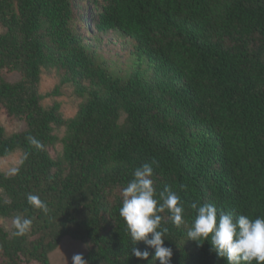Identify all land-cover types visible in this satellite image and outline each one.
Masks as SVG:
<instances>
[{
    "label": "trees",
    "instance_id": "trees-1",
    "mask_svg": "<svg viewBox=\"0 0 264 264\" xmlns=\"http://www.w3.org/2000/svg\"><path fill=\"white\" fill-rule=\"evenodd\" d=\"M113 34L130 45L127 61L112 63L85 36ZM43 70L59 79L45 95ZM65 85L80 101L70 119L55 100ZM0 108L25 126L6 136L0 125V158L22 154L11 175L0 171V218L33 221L23 237L0 227V264H50L65 238L88 245V264H159L154 249L148 260L131 254L119 215L144 163L157 194L170 186L184 204L180 227L161 214L171 264H226L208 241L188 240L193 202L264 217V0H0Z\"/></svg>",
    "mask_w": 264,
    "mask_h": 264
},
{
    "label": "clouds",
    "instance_id": "clouds-1",
    "mask_svg": "<svg viewBox=\"0 0 264 264\" xmlns=\"http://www.w3.org/2000/svg\"><path fill=\"white\" fill-rule=\"evenodd\" d=\"M28 140L36 149L43 148L37 138L29 136ZM153 175L150 163H144L134 170L132 179L122 190L123 202L119 215L124 219L131 237L132 255L140 260H148L150 252L147 249L151 248L154 249L153 258L159 264H171L173 251L164 243L168 228L163 226L161 214L167 210L171 222L180 227L184 224V204L170 186H165L157 194ZM27 201L35 209L48 212L47 204L38 195L28 194ZM191 208L196 210V215L187 232L188 240L198 245L203 244L201 241H208L217 258L224 259L226 264H252L253 261L264 264V217H234L230 212H218L216 206L210 203L193 202ZM32 223L31 218L17 215L13 219V234L23 237L30 231ZM139 242L146 245L145 250L136 247ZM71 264L88 262L83 253H76L71 258Z\"/></svg>",
    "mask_w": 264,
    "mask_h": 264
},
{
    "label": "rangeland",
    "instance_id": "rangeland-1",
    "mask_svg": "<svg viewBox=\"0 0 264 264\" xmlns=\"http://www.w3.org/2000/svg\"><path fill=\"white\" fill-rule=\"evenodd\" d=\"M75 6H78V2L75 1ZM82 12L81 21L86 26L88 31H91V21L94 19L95 14L89 5H86L84 9H80ZM92 32V31H91ZM86 36L87 41L92 48L101 52L104 58L111 60L112 63L117 61H127L128 54L131 51L130 45L117 37L116 35L109 36L101 43H96L91 36ZM6 81L14 83L18 80V76L10 74L5 76ZM59 79L55 71L47 72L42 71L39 91L42 95L51 92L58 84ZM53 98H46L42 102L43 107H48L52 104ZM60 102L61 113L65 119L73 118L78 109L79 100L75 97L73 87L65 85L60 89V96L55 98ZM0 125L4 128L6 136L19 133L25 129L22 122L15 119H11L7 113L0 108ZM55 134L62 138L64 135L63 129H56ZM61 151V146L57 145L56 149L50 150L52 156H55ZM22 154L19 151L14 152L8 157L0 158V171L5 175H11L21 162ZM0 227L6 232H11L13 228V220L0 218ZM89 247L85 248V244L77 241H73L70 238H65L58 245L56 250L49 255L50 264H71V258L76 253H83V256L87 253Z\"/></svg>",
    "mask_w": 264,
    "mask_h": 264
}]
</instances>
